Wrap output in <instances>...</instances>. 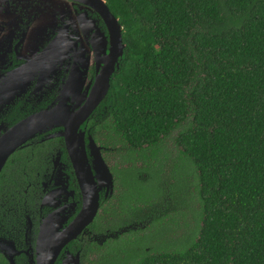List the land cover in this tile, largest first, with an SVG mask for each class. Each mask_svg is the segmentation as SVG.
Wrapping results in <instances>:
<instances>
[{
  "label": "trees",
  "instance_id": "1",
  "mask_svg": "<svg viewBox=\"0 0 264 264\" xmlns=\"http://www.w3.org/2000/svg\"><path fill=\"white\" fill-rule=\"evenodd\" d=\"M106 1L127 46L87 130L126 199L91 229L128 230L71 249L83 264H264V0ZM62 144L43 141V173ZM36 152L14 153L12 182L35 177Z\"/></svg>",
  "mask_w": 264,
  "mask_h": 264
},
{
  "label": "flooded vegetation",
  "instance_id": "2",
  "mask_svg": "<svg viewBox=\"0 0 264 264\" xmlns=\"http://www.w3.org/2000/svg\"><path fill=\"white\" fill-rule=\"evenodd\" d=\"M97 7L93 0H0V149L9 136L7 133L15 125L45 107L58 104L62 89L76 74L83 95L87 86L93 84L98 58L101 61L98 53L105 42L103 37L105 39L107 36L105 21ZM102 32L106 33L102 35ZM83 72L86 73L84 82L81 77ZM89 125H92L91 122ZM62 129L54 127L38 133L16 149H28L36 144L38 165L33 181L12 182L8 165L16 151L1 167L0 257L3 264H38L40 229L51 210L43 206V199L56 186V182L61 183L66 178L67 173L70 187L75 190L74 196L68 199L79 203L82 200L77 177L73 167H70L64 137L57 134ZM54 138H59L63 144L52 154L51 172L43 173L40 146L43 141ZM64 152L68 161L63 156ZM101 152L113 174V193L118 192V195H103L97 216L102 213L104 201L126 199L121 194L122 189L117 190L118 177L111 169V165H115L118 160L116 155L110 152L111 158L106 159L103 148ZM138 165L142 167L144 162L139 161ZM61 173L64 174L62 177ZM138 174L137 177L144 183L152 181V175L147 172ZM19 186L23 187V194L13 195L12 188L18 193ZM30 187H35L37 191L32 194ZM144 209L142 216L145 212L151 214L150 218L157 214L152 207ZM164 210L166 212V207ZM93 223L89 225V234L83 233L71 241L70 249L77 241H95L102 245L98 242L99 237L115 232H93ZM1 243L7 249H1ZM78 250H81L80 262L83 264V246ZM59 258L60 255L57 262Z\"/></svg>",
  "mask_w": 264,
  "mask_h": 264
},
{
  "label": "water",
  "instance_id": "3",
  "mask_svg": "<svg viewBox=\"0 0 264 264\" xmlns=\"http://www.w3.org/2000/svg\"><path fill=\"white\" fill-rule=\"evenodd\" d=\"M93 2L98 5L97 9L107 27L106 40L103 37L105 42L101 46L102 50L97 52L101 61L98 58L93 84L87 86L83 95L82 85L78 83L79 77L76 74L62 89L58 104L45 107L15 125L7 133L9 136L3 141L4 145L0 149L1 170L7 158L28 139L54 127H63L57 134L64 137L70 167H73L77 177L82 200L79 203L74 199H68L75 193L70 187L69 173L61 183L56 182V186L43 199V206L51 210L44 218L40 229L38 264H81V250L72 251L70 243L81 234L90 233L89 225L94 222L100 210V198L114 191L113 174L103 158L101 146L87 130V123L107 97L112 81L121 69L127 45L123 39V26L107 1ZM106 32H102V35ZM85 75L83 72L81 77L84 78ZM62 175L64 174L61 173L60 176ZM125 230H118L105 236L116 238ZM5 248L1 243V249Z\"/></svg>",
  "mask_w": 264,
  "mask_h": 264
},
{
  "label": "rangeland",
  "instance_id": "4",
  "mask_svg": "<svg viewBox=\"0 0 264 264\" xmlns=\"http://www.w3.org/2000/svg\"><path fill=\"white\" fill-rule=\"evenodd\" d=\"M14 175L12 174V177H13ZM164 181V180H163ZM163 181H161V180H159V183H162ZM158 195H160V194H158ZM184 220H182V222H183ZM181 231V230H180ZM171 232V231H170ZM109 236V235H108ZM106 236H103V235H101V237H99V239H98V242L99 243H105L108 239H110V238H113V237H109V238H105Z\"/></svg>",
  "mask_w": 264,
  "mask_h": 264
}]
</instances>
